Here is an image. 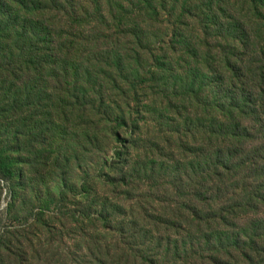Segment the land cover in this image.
Wrapping results in <instances>:
<instances>
[{
  "label": "rangeland",
  "instance_id": "obj_1",
  "mask_svg": "<svg viewBox=\"0 0 264 264\" xmlns=\"http://www.w3.org/2000/svg\"><path fill=\"white\" fill-rule=\"evenodd\" d=\"M147 1L75 0L57 17L67 63H19L0 78V264H118L107 215L127 213L116 227L131 214L180 224L215 192L202 181L216 144L202 83L215 43L200 42L187 0ZM152 234L136 241L154 247Z\"/></svg>",
  "mask_w": 264,
  "mask_h": 264
},
{
  "label": "trees",
  "instance_id": "obj_2",
  "mask_svg": "<svg viewBox=\"0 0 264 264\" xmlns=\"http://www.w3.org/2000/svg\"><path fill=\"white\" fill-rule=\"evenodd\" d=\"M74 1L0 0V78L16 73L19 63H67L60 54L70 44L62 43L57 17L66 18ZM183 12L201 22L200 42L215 43L217 61L202 75L216 141L202 181L214 180L215 192L199 193L180 224L131 214L130 224L116 227L114 218L128 217L119 210L107 215L105 231L116 235L118 264H264V218L258 217L264 208V0H187ZM144 232L158 236L154 247L138 244ZM89 259L72 264H104Z\"/></svg>",
  "mask_w": 264,
  "mask_h": 264
}]
</instances>
